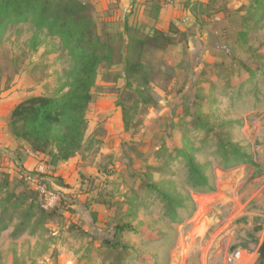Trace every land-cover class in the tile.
I'll return each mask as SVG.
<instances>
[{
	"label": "rangeland",
	"instance_id": "1",
	"mask_svg": "<svg viewBox=\"0 0 264 264\" xmlns=\"http://www.w3.org/2000/svg\"><path fill=\"white\" fill-rule=\"evenodd\" d=\"M88 1L99 32L122 34V53L129 38L155 28L175 26L182 38L165 51L143 52L154 109H135L140 98L119 77L123 64L102 63L83 149L47 167L42 155L24 162L31 154L9 133L10 109L31 96L57 97L71 61L59 40L32 22L7 29L0 43V172L9 185L0 189V217L6 194L38 196L0 230V264H256L264 241V17L257 26L246 23L254 0H170L156 18L143 0ZM121 102L129 108L128 130ZM194 120L209 131L194 130ZM189 140L205 188L183 163L166 170L167 155ZM231 148L244 158L227 164ZM147 182L180 208L170 213ZM23 220L29 227L20 231ZM119 226L132 231L117 235ZM235 252L240 259L229 263Z\"/></svg>",
	"mask_w": 264,
	"mask_h": 264
},
{
	"label": "trees",
	"instance_id": "2",
	"mask_svg": "<svg viewBox=\"0 0 264 264\" xmlns=\"http://www.w3.org/2000/svg\"><path fill=\"white\" fill-rule=\"evenodd\" d=\"M165 1L170 0H143V3L147 6L146 11L156 18L163 6L161 3ZM248 9L246 23L257 26L264 17V0H254ZM94 13L95 9L88 0H0V43L9 27L32 22L37 31L46 32L48 36L57 38L60 47L71 61L69 71L64 73L67 80L57 97L40 95L26 98L14 106L8 118L10 135L26 145L28 154L42 155L46 158L47 167H55L61 162H66L83 149L87 129L85 115L92 101L91 91L102 63L105 62L110 66L124 65V72L119 77L125 80L127 89L134 90L140 98L134 106L135 109L138 106L143 107L144 111L148 108H157L158 103L148 90L151 77L143 63V52L165 51L179 44L183 35L172 25H169L165 31L155 28L149 35L129 38L122 53L121 46L116 44V38L121 40L122 34L117 32L116 36H111L104 30L99 32ZM36 42L37 39L34 38L33 49L37 48ZM122 114L124 127L128 130L129 108L125 104L122 105ZM192 127L196 131H209L207 123L196 120L193 121ZM220 148L222 149L223 146L221 145ZM193 154L192 141L189 140L183 148L174 149L167 155L169 165L166 170L170 171L172 162L177 165L183 163L189 170L190 179L196 181V187L205 188L208 181L201 167L195 163ZM227 154L230 155L227 164L244 158L235 148L229 149ZM8 178V174L0 172L1 190L7 189ZM156 187L146 183L149 192L160 195L167 203L170 213L174 208H180L174 198ZM30 195L32 198H37L38 192L31 191ZM31 197L27 196V193L16 196L6 194L2 201L0 230L6 227L5 222L13 221L15 215ZM29 207L34 209L32 203ZM27 227L29 220H23L19 222L17 229L25 231ZM115 230L118 235L124 230L132 231V228L119 226ZM103 244L112 249L126 247L119 242L107 241ZM256 264H264V241L258 249Z\"/></svg>",
	"mask_w": 264,
	"mask_h": 264
},
{
	"label": "built area",
	"instance_id": "3",
	"mask_svg": "<svg viewBox=\"0 0 264 264\" xmlns=\"http://www.w3.org/2000/svg\"><path fill=\"white\" fill-rule=\"evenodd\" d=\"M162 1H164V0H162ZM240 256H241L240 252H235L229 257L228 262L229 263H235L237 260L240 259Z\"/></svg>",
	"mask_w": 264,
	"mask_h": 264
},
{
	"label": "crops",
	"instance_id": "4",
	"mask_svg": "<svg viewBox=\"0 0 264 264\" xmlns=\"http://www.w3.org/2000/svg\"><path fill=\"white\" fill-rule=\"evenodd\" d=\"M15 105L12 106V108L10 109V112L12 111V109L14 108ZM32 155H30V157L26 158V161L24 160V162H26V164H30L32 162H34V160L32 159ZM35 157V156H34Z\"/></svg>",
	"mask_w": 264,
	"mask_h": 264
}]
</instances>
